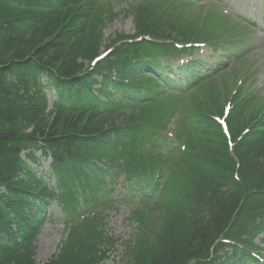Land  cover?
<instances>
[{
  "label": "trees",
  "instance_id": "obj_1",
  "mask_svg": "<svg viewBox=\"0 0 264 264\" xmlns=\"http://www.w3.org/2000/svg\"><path fill=\"white\" fill-rule=\"evenodd\" d=\"M9 17H12L18 26L30 29V32L25 36V34L14 29L13 26L8 23ZM45 22L50 24V29H53L58 26L59 18L43 12L34 6L31 0H0V28L2 31L4 30L10 38V45L7 46L0 37V64H3L8 56L9 58L16 57L18 59L23 56L34 54L43 59L49 47L52 57L50 55L48 56L45 65L47 67L50 66L61 74L68 71V65L71 62L70 58L65 55L61 46L57 43L54 46L50 44V29H45ZM11 36L13 37L11 38ZM44 41L47 42V46H42V43H45ZM6 50H8V53ZM61 60V65H59L58 63ZM0 74L4 75L3 71L0 70ZM24 86L27 87L28 83L24 82ZM22 87L23 83L20 79L13 84L9 80L5 81L4 78L0 76L1 91L2 89H10V91L18 93ZM16 99L19 104L23 103L21 97L16 95ZM15 109L18 110V107ZM2 111L3 109L0 107V185H7L14 180L12 173L16 166V150L20 145L29 141L27 138H30L23 137L19 129H23L25 126L21 125L19 122H29L28 119H31V114H24L18 120L14 117V123L10 124L9 120H6L1 115ZM33 115H38V113H33ZM63 122L64 121H61L57 127H64L65 123ZM52 125L55 126L56 122H53ZM198 253V248L195 246L192 239H189L181 245L171 246L169 250L152 256L150 258V264H185L196 257Z\"/></svg>",
  "mask_w": 264,
  "mask_h": 264
},
{
  "label": "rangeland",
  "instance_id": "obj_2",
  "mask_svg": "<svg viewBox=\"0 0 264 264\" xmlns=\"http://www.w3.org/2000/svg\"><path fill=\"white\" fill-rule=\"evenodd\" d=\"M116 27L127 30L130 28V22L128 20L121 19V22L116 25ZM259 50H262L264 52V47L260 44L258 46ZM122 226H126L125 222H122ZM58 241V235L54 232L45 231L41 235V239L38 244L36 259L38 260V264H42L45 258L49 255V251L51 248L56 245Z\"/></svg>",
  "mask_w": 264,
  "mask_h": 264
}]
</instances>
